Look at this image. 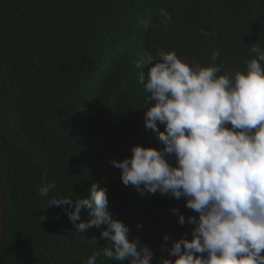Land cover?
<instances>
[{"label": "trees", "instance_id": "trees-1", "mask_svg": "<svg viewBox=\"0 0 264 264\" xmlns=\"http://www.w3.org/2000/svg\"><path fill=\"white\" fill-rule=\"evenodd\" d=\"M160 8L171 15L167 27ZM257 47H264V0H0L7 202L0 264H84L107 244L100 235L106 225L76 233L63 207H47L56 190L75 200L89 195L93 182L107 189L109 210L129 226V238L153 250L152 264L168 257L173 240L191 239L194 225H181L179 214L198 213L185 198L125 186L112 164L131 156L135 144L163 147L145 128L149 93L139 73L159 60L157 52L175 51L207 67L219 51L216 63L234 74L246 70ZM52 183L56 190L41 196ZM91 218L82 208L81 221ZM96 264L120 262L99 257Z\"/></svg>", "mask_w": 264, "mask_h": 264}, {"label": "clouds", "instance_id": "clouds-1", "mask_svg": "<svg viewBox=\"0 0 264 264\" xmlns=\"http://www.w3.org/2000/svg\"><path fill=\"white\" fill-rule=\"evenodd\" d=\"M159 16L167 27L170 13L160 8ZM201 35L210 33L201 29ZM254 52L246 70L235 74L216 63L219 51H213L207 67H191L175 51L157 52L159 60L139 73L149 93L145 128L158 134L163 147L135 144L131 156L112 164L125 186L183 197L198 213L179 214L181 225H194L192 238L185 234L173 240L166 246L168 257L158 264H264V47ZM135 67L143 69L144 63ZM52 190L55 183L39 194ZM75 197L56 190L47 207H63L76 233L106 225L100 235L108 243L84 264H96L99 257L152 264L153 250L147 244L138 247V240L129 238V226L109 210L106 188L93 182L89 195ZM85 207L92 218L81 221ZM169 239L165 234L164 241Z\"/></svg>", "mask_w": 264, "mask_h": 264}, {"label": "water", "instance_id": "water-1", "mask_svg": "<svg viewBox=\"0 0 264 264\" xmlns=\"http://www.w3.org/2000/svg\"><path fill=\"white\" fill-rule=\"evenodd\" d=\"M6 197L3 189L2 178H1V167H0V249L5 236V225H6Z\"/></svg>", "mask_w": 264, "mask_h": 264}, {"label": "rangeland", "instance_id": "rangeland-1", "mask_svg": "<svg viewBox=\"0 0 264 264\" xmlns=\"http://www.w3.org/2000/svg\"><path fill=\"white\" fill-rule=\"evenodd\" d=\"M182 60H184L185 62H187L191 67H194L193 66V61L190 58L185 57V58H182ZM233 73L235 74L236 72H233Z\"/></svg>", "mask_w": 264, "mask_h": 264}]
</instances>
